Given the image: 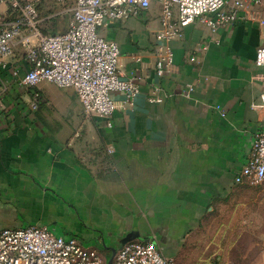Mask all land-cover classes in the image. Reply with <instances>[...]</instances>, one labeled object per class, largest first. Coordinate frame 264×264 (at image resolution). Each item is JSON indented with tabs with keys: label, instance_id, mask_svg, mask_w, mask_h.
<instances>
[{
	"label": "crops",
	"instance_id": "obj_1",
	"mask_svg": "<svg viewBox=\"0 0 264 264\" xmlns=\"http://www.w3.org/2000/svg\"><path fill=\"white\" fill-rule=\"evenodd\" d=\"M74 5L41 1L42 32L63 33ZM160 16L152 2L99 29L119 47L120 78L139 89L131 106L113 113L111 127L86 115L72 89L23 85L29 65L20 45L0 55V230L45 226L98 251L104 264H113L126 237L154 239L177 254L213 208L243 189L234 178L261 126L252 106L263 87L254 57L264 46V3L216 34L183 28L168 43L163 77L155 72ZM111 97L118 106L125 100Z\"/></svg>",
	"mask_w": 264,
	"mask_h": 264
},
{
	"label": "built area",
	"instance_id": "obj_2",
	"mask_svg": "<svg viewBox=\"0 0 264 264\" xmlns=\"http://www.w3.org/2000/svg\"><path fill=\"white\" fill-rule=\"evenodd\" d=\"M41 1L66 0H0V55L8 56L15 45H20L29 65L23 85L34 87L47 82L61 89H72L85 114L105 121L107 127H111V117L119 107L133 104L139 89L131 80L120 78L119 47L101 37L100 28L109 22L135 17L156 2L161 8V28L155 34V72L163 77L171 67L168 43L180 37L183 28L198 24L216 34L235 26L248 6L262 7L264 3V0H75L66 30L48 35L40 28ZM7 16H12V20L2 19ZM260 23L264 24V17ZM254 65L264 68V46L256 48ZM262 80L259 103L252 106L262 113L261 126L253 135L245 163L235 175L237 186L264 185V76ZM186 88L185 95L189 96L193 86ZM114 92L124 94L121 106L112 99ZM34 97L38 100V94ZM150 101L160 103L161 99ZM31 106L36 109V102ZM0 264H104V258L74 237L56 236L45 226L31 225L0 230ZM113 264H174V260L164 255L157 240H132L119 248Z\"/></svg>",
	"mask_w": 264,
	"mask_h": 264
},
{
	"label": "rangeland",
	"instance_id": "obj_3",
	"mask_svg": "<svg viewBox=\"0 0 264 264\" xmlns=\"http://www.w3.org/2000/svg\"><path fill=\"white\" fill-rule=\"evenodd\" d=\"M240 187L213 208L181 252L164 249V255L174 264H264V185Z\"/></svg>",
	"mask_w": 264,
	"mask_h": 264
},
{
	"label": "water",
	"instance_id": "obj_4",
	"mask_svg": "<svg viewBox=\"0 0 264 264\" xmlns=\"http://www.w3.org/2000/svg\"><path fill=\"white\" fill-rule=\"evenodd\" d=\"M132 240H133L132 238H129V239H128V238L126 237V239H125V243H127V242H129V241H132ZM125 243H124V244H125ZM124 244H123V245H124ZM114 254H115V253H114ZM111 261H112V259H110V260L107 262V264H111V263H112Z\"/></svg>",
	"mask_w": 264,
	"mask_h": 264
}]
</instances>
